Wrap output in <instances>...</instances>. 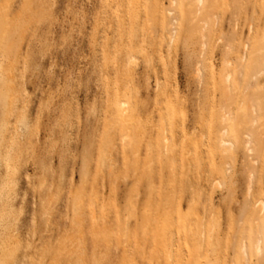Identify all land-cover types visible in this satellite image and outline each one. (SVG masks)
Returning <instances> with one entry per match:
<instances>
[{"label": "rangeland", "instance_id": "rangeland-1", "mask_svg": "<svg viewBox=\"0 0 264 264\" xmlns=\"http://www.w3.org/2000/svg\"><path fill=\"white\" fill-rule=\"evenodd\" d=\"M0 264H264V0H0Z\"/></svg>", "mask_w": 264, "mask_h": 264}, {"label": "bare ground", "instance_id": "bare-ground-1", "mask_svg": "<svg viewBox=\"0 0 264 264\" xmlns=\"http://www.w3.org/2000/svg\"><path fill=\"white\" fill-rule=\"evenodd\" d=\"M198 2H199V5H201L202 0H198ZM221 79H222L223 85L226 87V90H227L228 92H231L232 89H231V75H230V73L223 74V75L221 76ZM246 101L249 102L248 99H246ZM255 107H256V106H255V104H254L253 102H249V106H248V108H249V110L251 111V113H255V112H256V108H255ZM225 143H226V141L224 142V140L222 139V140H221V144L224 145ZM261 248H262V247H261V245L259 244V245L257 246V251H258L259 254H260L261 251H262Z\"/></svg>", "mask_w": 264, "mask_h": 264}]
</instances>
